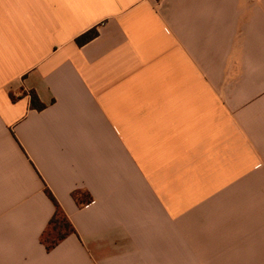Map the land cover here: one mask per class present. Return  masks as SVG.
<instances>
[{"label":"crops","instance_id":"obj_1","mask_svg":"<svg viewBox=\"0 0 264 264\" xmlns=\"http://www.w3.org/2000/svg\"><path fill=\"white\" fill-rule=\"evenodd\" d=\"M258 56L264 0H0V264H264Z\"/></svg>","mask_w":264,"mask_h":264},{"label":"trees","instance_id":"obj_2","mask_svg":"<svg viewBox=\"0 0 264 264\" xmlns=\"http://www.w3.org/2000/svg\"><path fill=\"white\" fill-rule=\"evenodd\" d=\"M98 36V30L96 28L88 31L87 33L83 34L77 39V43L82 46L94 38ZM31 105L33 108L42 110L45 108V105L40 103L38 96L35 92H31ZM48 196L54 201L56 205V210L54 216L49 222L48 228L44 232L42 236V242L46 246L47 250H52L55 248L62 240L67 238L69 235L76 233V230L60 205L56 202L52 193L47 190ZM76 200L78 203L83 204L82 200L80 199L79 195H75Z\"/></svg>","mask_w":264,"mask_h":264},{"label":"rangeland","instance_id":"obj_3","mask_svg":"<svg viewBox=\"0 0 264 264\" xmlns=\"http://www.w3.org/2000/svg\"><path fill=\"white\" fill-rule=\"evenodd\" d=\"M255 61H256L257 66H260V65H263L264 58L258 56L252 62L255 63ZM247 64H248V58H243L242 57V58H239V59L238 58L235 59V66H236L237 69H239V71L245 72ZM235 76H237V75H232V74L228 75V74H226V80H229L230 78L235 77ZM242 208H243V203H242Z\"/></svg>","mask_w":264,"mask_h":264}]
</instances>
